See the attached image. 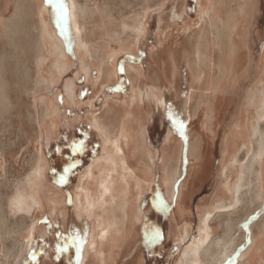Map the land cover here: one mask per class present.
Masks as SVG:
<instances>
[{
	"label": "bare ground",
	"instance_id": "obj_1",
	"mask_svg": "<svg viewBox=\"0 0 264 264\" xmlns=\"http://www.w3.org/2000/svg\"><path fill=\"white\" fill-rule=\"evenodd\" d=\"M148 1H142V12L139 11L141 14L133 15L128 20L117 23L111 10L114 0H96L94 2L91 0L82 2L64 0L69 14L67 38L70 40L74 54L78 57L80 73L83 74L86 81H89L90 70L94 65L97 66L99 82H102L103 85L116 80L114 60L116 52L109 57H100L103 45L113 44L114 47H117V52L120 53H134L137 48L136 42L147 32L145 21L149 14L147 11ZM247 1L251 2L252 0H205L204 3L196 0L195 20L196 23L203 24V26L191 31L190 36L195 40L193 51L187 50L186 55L185 51L182 53L187 60L176 61L179 55L178 51L182 46V43L179 46V37L173 43L175 44L173 49L169 48L170 45L166 48L170 49V52L169 49L166 52L169 53L168 55L161 57L159 62L157 60L148 62L149 70L155 73L151 75L159 76L158 84L151 82L154 78L148 74L150 71L147 76H143L142 71L137 67H129L127 69L131 86L129 97H107L106 100L104 99L103 104L105 105L101 114L89 121L102 141L100 151L102 154L94 165V169L106 171L107 175L104 180H101L98 174L87 172L84 184L79 191L77 190L78 192H74L76 213L79 216L82 214L86 219L94 217L95 223L92 226L86 221L88 228L85 230L86 223L84 221L75 222L77 229L74 228L76 233H79L83 238V242L87 238L90 239L87 244L88 249L79 256L78 264H86L88 253H92V264H114L116 261L115 249L121 244L135 239V235L128 232L130 223L136 224L140 221V214L135 205L138 201V192L133 189H142L152 183L150 161L153 159V153L146 146L142 125L149 119L150 112L155 107L161 106V109L164 107L162 104L164 89L168 94L175 96L173 110L175 117L179 121L188 120L190 122L187 126L185 125L186 136L193 140L187 142L188 155L186 157L188 160L194 158L197 163L193 166L189 165L183 171L181 168L182 145L176 141L174 145L163 146L160 161V177L163 185L161 197L170 205L169 207L174 209L175 213L177 210L180 216L187 211L180 203L183 191L189 194L190 190L196 189L194 188L196 183L210 169V162L206 161L207 156H205V141L206 138L213 135L214 126L224 112L223 106L227 99L225 92L227 86L224 84L227 79L238 78L245 65L244 52L239 49L243 43L236 40L238 39L236 37L240 35L238 31L241 22L239 21L243 16L244 7L245 17L242 22L245 20L246 26L250 20V16L246 15ZM34 2L39 18L38 55L34 62L40 76L36 85L41 88H49L55 83L56 78H59V75L68 70L70 58L65 52V40L53 24L55 15L51 6L43 7V0H34ZM171 3L170 14L161 15L157 21L159 31L156 33L158 41L161 43L168 41L165 37L171 33L168 29L171 27L182 29L189 23L190 16L186 11V0H171ZM187 26L189 25H186V28ZM192 27L194 26L192 25ZM177 41L178 44H176ZM168 43L171 44V41ZM43 48L45 52H43ZM104 52L105 50H103ZM262 52L263 65L264 48ZM156 57L153 54V59ZM262 69L261 77L263 79L260 78L258 88L254 87L247 97L248 106L254 107V123L256 124L250 126L247 137L254 142L255 147L253 151H249V147L245 143L246 111L244 101L239 113L241 116L236 118L234 124L232 121V136L227 139L225 135L220 147V173L224 175L227 170L234 172L236 183L226 185V192L224 191L215 198L210 210L202 217L199 237L186 246L181 254L185 264H226L235 249L232 250L225 246L222 252L216 255L211 251V246L207 241L210 237L208 224L212 214L230 216L245 195H248L249 201L255 202L258 207L262 203L263 194L260 190L264 182V132H261L257 125L259 122H264V68ZM182 74H186L185 81L180 79ZM147 80L151 85L149 89H144L145 93L144 90L137 89L141 85L144 86ZM102 84L99 85L100 90ZM181 84H183V88L180 87ZM94 85L93 88L96 90V83ZM163 86L166 88H162ZM64 96L65 101L72 105L75 96L73 82L66 83ZM40 105V122L44 127L43 140L49 142L56 135L55 122L59 115V105L46 96L42 97ZM192 121L197 125L200 124L201 128L195 133V136L193 134L195 126L191 124ZM168 128L172 132L176 127L171 124ZM127 149H130L133 159L138 161L136 169L139 172L138 175L126 167L123 152ZM240 153L247 155L243 163L238 159ZM43 155L41 148L35 150L27 175L16 181L11 195L6 198L5 211L11 219L29 218L35 210L42 209L45 205L49 206L48 209L52 215L63 211V197L55 194V190L45 180L47 161ZM116 167L123 172H121L122 175L115 171ZM183 175L185 178L176 191L179 179ZM245 176H250V179L253 178L251 181L254 182L253 187H249L246 193L245 185H242V182H245ZM190 185H192L191 188H189ZM227 193L229 197L226 200ZM94 196L96 197L94 198ZM248 215L245 216V220ZM257 223V233H253L252 230L251 244L241 254L236 264H264V251L254 252L257 244L264 245V216ZM30 225L26 231L25 241L22 243V250L18 252L14 264H21V259L25 257L31 246L32 231L35 229L36 223L32 222ZM183 240L184 237H181L180 241Z\"/></svg>",
	"mask_w": 264,
	"mask_h": 264
},
{
	"label": "rangeland",
	"instance_id": "obj_2",
	"mask_svg": "<svg viewBox=\"0 0 264 264\" xmlns=\"http://www.w3.org/2000/svg\"><path fill=\"white\" fill-rule=\"evenodd\" d=\"M20 1L21 2L17 8L15 7V0H0V17L4 16L5 19L9 21L8 23L12 28L10 31V37L8 39L5 38L3 39V42H0V87L2 86L1 90L3 93V96L1 97L5 99L4 103L0 102V155H5V162H1L0 167L3 165L9 166L6 175L0 173V181L3 178H7L0 182V263L14 264L18 252L22 250V243L27 236L26 231L28 227L31 226L30 223L33 222L36 223V226L32 231L33 236L31 239V246L28 250L29 253L27 252L25 257L21 259V264H78L79 256L84 250L88 249L87 244L90 239L87 238L86 241L82 243L79 253L75 246L70 247L66 252L58 253L57 245L61 243L58 233L70 235L72 232H76L78 221L82 220L86 223L84 225L85 230L88 228L86 221L91 223L92 226L95 224L94 217L92 218L91 216L90 219H86L82 214L79 216L76 213L74 202V192L77 190L79 191L82 184H84V181L87 179V172L91 171L93 174H98L101 177V180H104L107 175L106 171H96V169H94V165L102 154L100 153L102 141L98 136V132L90 125L89 121L93 120V117L101 114L105 105L103 103L107 97H129L131 93V86L127 76V69L129 67H137L142 70L143 76H147V73L150 71V65L148 62L151 61L149 53L158 52L159 55L166 54L170 48L166 49L169 43H164L166 47L163 49L160 47L161 42H158V34L156 33L159 31L157 21L161 15L165 16L168 13L170 14L172 7L167 0H149L147 6L149 14L146 16L145 21L148 31L140 38L139 49L136 54L117 52V47H114L113 44L106 43L103 45L100 57H109L115 52L117 55L119 54V60L115 61L116 80L103 85L102 82H99L97 66L94 65L90 70L89 81L83 79L87 85V90L82 88L85 87V84H81L78 79H76L77 73H80V66L79 60L73 52V47L70 46L67 35L58 28L65 38V52L72 59V62L70 60V64L68 65L69 71L59 75L58 81L55 83V89L52 93L42 94L47 98H55L59 105V115L56 121L57 123L55 122V128L57 130L56 135L52 140L45 143L44 140L39 139L41 135L42 137L44 136V127H37L40 117L37 113H34L35 110L32 108L33 100L31 99V96H33L31 92H33L34 84L32 76L34 75L33 71L36 76V71L32 67V61L38 51V38L36 39V26L38 23L36 25V16L34 13L35 8L33 6L34 4H32V0ZM43 1V6L48 7L49 4H47L45 0ZM79 1L82 2L83 0ZM94 1L96 0H91V2ZM142 1L114 0L111 10L116 22L120 23L123 20H128L133 15L141 14ZM200 1L201 3L205 2V0ZM195 2L196 0H188V14L190 13V17L188 21L189 23L187 24L190 27L193 25L194 27L192 28L194 29H198L200 28L199 26L202 28L203 24L199 25L196 23L195 13L193 12ZM247 6L246 15L250 16V20L248 21L247 27L245 26V20L242 22L245 17L244 7L243 16L239 21L241 22L239 26L244 28H240L238 31V33L240 31V33H243L244 38L246 37V40L244 39L245 45L243 44L239 47V49H242V52L246 54L245 65L243 72H241L238 78L227 79L224 84L227 86L226 89L229 93L234 86V97L227 110L226 121L231 114L236 111L237 107L240 106V103L243 104L244 101L247 100L250 91L254 87L258 88L260 78L263 79L261 75L262 68H264V62L262 65V51L264 48V0L249 1ZM2 27L3 23H0V32L2 31ZM171 28L168 29L171 33L165 36L167 37V40L171 42L173 40L176 41L180 36H183L185 33L184 31H187L188 29L186 27H183L182 29L180 27V29ZM1 38L2 37L0 36V41ZM42 50L45 52L44 48ZM103 50H105L104 53ZM145 53L147 56H144ZM159 55L157 56L158 59L156 58L157 62L160 58ZM148 74H150V77L154 78L151 82L158 84L159 76H156L157 78L153 77L155 73L151 71ZM184 78L186 79L185 75L180 77L182 81H185ZM70 80L74 81L75 87V96L72 105L67 103L64 99V87ZM232 81L234 83H232ZM94 83H96V90L93 88L95 87ZM147 83H145L147 87L141 85V87L137 86V89H149L151 83H149L148 80ZM100 84H102L101 90L99 88ZM181 86H183V84H181ZM229 99L230 96L228 94L227 102L224 105V112H222L223 114L219 118L214 130L215 132L218 125L221 124L223 120ZM157 107L161 108V106ZM155 108L152 110V118L145 123L148 133L152 138L151 146L156 151L154 155V151L149 148L154 157L152 159L151 188L150 186H144L142 189H133V191L138 192V194L136 193L138 195V201L135 203L137 211L139 212L138 204L140 205L141 201L143 204V213L141 214L138 223L129 224L128 232L129 234H134L135 239L130 240V242L127 241L115 249L114 254L116 261L114 264H185L182 261L181 254L186 246L199 237L202 217L210 210L215 198L221 193H224V191L226 192V185H234L236 183V174L234 172L229 171L222 175L220 173L221 167L218 172V166L215 163L214 171L209 179L204 182L209 176L210 171L200 179L198 187L202 182L204 183L199 190L190 197L188 206L184 204V202H186L185 196L189 197L190 195H185L186 191H183L180 203H182L183 208L187 209L185 213H182L180 216L177 210L175 213L174 209L169 207L171 210L170 215V212L167 209L164 210L157 199L160 186L163 187L160 177L161 151L160 155L158 154V149L160 148H158V146H161L162 141L157 142L155 140V135L157 133L163 134L165 128L163 125L164 118L163 116H160V111ZM170 109H172V104ZM170 112L172 113V111ZM239 113L240 110L238 115H235V118H233L232 121H235L236 118L241 116ZM168 121H170V119ZM229 126L225 127L222 131V137ZM258 128L261 132H264V129H261L260 126H258ZM166 131L174 134L169 128H167ZM172 137L173 136L171 135V138ZM72 139H76L74 142H83L84 154L72 156ZM247 139L248 137L246 135L245 143L247 147H249V151H253L255 144L251 140L247 141ZM176 141L179 143L174 136L173 141L171 140L166 144L174 145ZM39 143L43 148V153L48 162V173L47 176L45 175V180L55 190V194L63 197V211L52 215L49 212V206L45 205L42 209L35 210L29 218L17 217L11 219L5 211L6 198L11 195L13 185H15L16 181L23 179L27 175L33 154L36 149H40ZM86 143L89 144V147ZM123 153L125 156L126 167L138 175L139 172L136 170L137 159H133L130 149L124 150ZM215 154L216 151L214 155ZM246 158L247 155H244V153L238 155V159L241 160L242 163ZM0 160L3 161L1 158ZM187 163H189L188 159ZM69 164H74V167H72L71 171L68 173L66 181L62 184L58 183L57 181L59 177L64 175V169ZM188 166L189 165L187 164L186 168ZM118 167H116L115 171L122 175L123 172ZM186 168H184L183 171H185ZM184 175L179 179L176 191L178 190L179 184L183 182L185 178ZM249 179L250 176H245V182H242V185H245V193L249 187H253L254 184V182L251 181L253 178ZM262 185L263 187L260 190L263 194L262 206H256L255 202L249 201L247 198L248 195H245L242 197V201L239 203L240 205L238 204L230 216L226 217L217 213L212 214L211 220L208 224L210 237L207 243H209L208 245L211 246L210 249L215 255L222 252L225 246L232 248V250L235 249L232 254L233 258L231 256L230 258L232 259H228V264H231V261L233 260L235 261V264L237 263L238 258L245 252V247L248 245V239L251 244L250 238L252 236V230L253 233H257L258 231L257 222L264 216V182ZM197 189H194L193 191H196ZM96 194L97 193L95 192V195ZM95 197L96 196H94V198ZM228 197L229 195L227 193L225 199L227 200ZM160 199H162L161 195ZM247 214L249 215L245 220ZM76 221L77 223H75ZM90 229L92 230V228ZM156 233H159L158 238L156 237ZM181 237H184L182 242L180 241ZM259 251H264V245L257 244L255 246L254 252ZM32 253L35 254V260L32 259ZM88 255L86 264H92V253H88Z\"/></svg>",
	"mask_w": 264,
	"mask_h": 264
},
{
	"label": "crops",
	"instance_id": "obj_3",
	"mask_svg": "<svg viewBox=\"0 0 264 264\" xmlns=\"http://www.w3.org/2000/svg\"><path fill=\"white\" fill-rule=\"evenodd\" d=\"M167 1H169V3L172 5V3H171V0H167ZM21 1L20 0H15V7H17L18 8V6H19V3H20ZM186 3H187V8H186V11H187V13L189 12V9H188V0H186ZM31 4V3H30ZM32 4H34L33 6H34V8H35V10H34V13H35V16H36V25H37V23H38V20H39V18H38V16H37V9H36V5H35V2H34V0H32ZM195 4H196V2H195ZM49 6V5H48ZM14 7V8H15ZM44 7V6H43ZM172 7V6H171ZM194 13H195V6H194V11H193ZM190 14V13H189ZM188 14V15H189ZM0 23L2 24L3 23V27H2V31L0 32V36L2 37L1 38V41L0 42H3V39H5V38H9L10 37V35H11V33H10V31H11V26L9 25V21L7 20V19H5V17L3 16V17H0ZM55 19V18H54ZM54 22H55V20H54ZM53 24H55L54 26L56 27V29L60 32V30L58 29V27L56 26V23H53ZM248 24V23H247ZM247 24H246V27H247ZM188 25V24H187ZM38 27H39V25H37ZM37 26H36V39L38 38V29H37ZM185 27H186V25H185ZM190 26H188L187 28H188V30L183 34V36H180L181 37V39H180V44H179V46H181V43H182V46H181V48L179 49V51H178V54L179 55H181V56H179L178 55V59L176 60V61H186L187 59L184 57L185 55H186V53H187V50L189 51V52H191V51H193L192 50V48H193V44H194V42H195V40H194V38L192 37V36H190L191 35V31L192 30H196V29H194V28H189ZM246 27H245V29H246ZM241 27H239V29H240ZM244 27H242V29H243ZM147 31H148V29H147ZM60 34H61V32H60ZM239 34L241 35V37L239 36V37H236V38H238V39H236V40H238V41H241L243 44H244V39L246 40V37L244 38V35H243V33H240L239 32ZM145 35V34H144ZM143 35V36H144ZM61 36L63 37V35L61 34ZM143 36H141V37H143ZM140 37V38H141ZM64 38V37H63ZM140 38H139V40L136 42V51L133 53V54H136V52H137V50L139 49V41H140ZM64 40H65V38H64ZM68 42H69V44H70V40L68 39ZM158 42H160V41H158ZM166 42H168V41H163V43H161L160 44V47H162V49H163V47L165 46V44L164 43H166ZM175 41L173 40V43H174ZM246 42V41H245ZM37 44H38V41H37ZM171 44H172V42H171ZM168 44V45H170V48L171 49H173V47L175 46V44ZM176 44H178V41H177V43ZM188 45V46H187ZM245 45V44H244ZM71 46V45H70ZM37 47H38V45H37ZM245 49V48H244ZM65 51H66V41H65ZM183 51H185V55H183L182 53H184ZM168 52V51H167ZM169 52H170V50H169ZM152 54V55H151ZM153 54L155 55V56H158L159 54H158V52L157 53H149V57H150V60H153V61H156L157 59L156 58H154L153 59ZM157 54V55H156ZM167 55L169 54V53H166ZM166 54H160L159 56H160V58H159V60H158V62L160 61V59H161V57H164V55H166ZM37 55H38V51H37V53H36V55H35V57H34V59H33V61H32V67H33V69L36 71V76H35V73H34V71H33V74L34 75H32L33 76V80H34V84H33V92H31V94L33 95V96H31V99L35 102H33V106H32V108H34V110H35V114L37 113L38 115H39V117H40V110H41V105H40V101H41V99H42V97L43 96H45V95H42L43 93L45 94V93H52V91L55 89L54 87H55V83L58 81V79L56 78V80H55V83L54 84H52L49 88H46V87H44V88H41V87H38L37 85H36V81H37V79L39 78V76H40V73H39V71L37 70V68L35 67V58L37 57ZM66 55H67V53H66ZM110 55V54H109ZM117 55V54H116ZM119 55V54H118ZM118 55H117V57L116 58H114V60L115 61H118L119 60V58H118ZM244 55L246 56V54L244 53ZM68 56V55H67ZM144 56H147V54L145 53L144 54ZM188 56H189V54H188ZM190 56H191V54H190ZM69 57V56H68ZM174 57H176V55H174ZM70 58V57H69ZM78 58V57H77ZM70 60H71V62H72V59L70 58ZM245 60V59H244ZM150 62H152V61H150ZM245 62V61H244ZM69 70H67L66 72H68ZM142 71V70H141ZM243 72V71H242ZM79 75V76H78ZM183 75V74H182ZM181 75V76H182ZM185 76H186V74H184ZM34 76H35V79H34ZM85 77L83 76V74L82 73H77V75H76V79H78V81L81 83V84H85V82H84V79ZM80 79H81V81H80ZM71 82H73V84H74V81L73 80H70ZM232 83H234L233 81H232ZM148 84V83H147ZM145 85V84H144ZM151 85V84H150ZM34 86H35V88H34ZM144 87V86H143ZM145 87H147L146 85H145ZM180 87L181 88H183V86H181L180 85ZM83 89H88L87 88V85L85 84V87H82ZM162 88H166V87H162ZM2 86L0 87V102L1 103H4L5 102V100H4V98L3 97H1V96H3V93H2ZM145 89V88H144ZM168 89V88H167ZM36 90V91H35ZM103 90H104V87H103ZM143 91V90H142ZM164 93H163V97H162V104H163V106H164V108L163 109H161L160 107H156L155 109H158V111H160V116H163V125H164V128H165V132L162 134V133H157L156 135H155V140L157 141V142H159V141H162V144H161V146H158V154L160 155V151H161V148H162V146H165V144L167 143V142H170L171 140L173 141V138H174V136L176 137V139L179 141V143L182 145V150H181V168L182 169H184V168H186V166H187V164L188 165H195L197 162H196V160L194 159V158H190L189 159V163H187V157H186V155H188V147H187V142L188 141H191V140H193L192 138H187V136H186V126H187V124L188 123H190L188 120H185L183 123H184V128H183V130H178L177 129V127L174 129V134L173 133H169L168 131H166L167 130V128H168V126H170L171 124L173 125V122L170 120V121H168L169 120V118H168V116H169V113H171L170 111H172V113L171 114H173L174 116H175V114H174V97L175 96H173V94H168V92L166 91V89H164ZM146 91L144 90V93H145ZM226 93H227V99H228V94H229V96H230V99H229V102H228V104H227V106H226V109H225V113H224V117H223V120H222V122H221V124H219L218 125V127H217V129H216V132L214 131L215 130V127H216V125L214 126V130H213V135H211V136H209L208 138H206V141H205V143H206V145H205V149L204 150H206L205 151V156H207V159H206V161L207 162H210V165H211V168H210V174H209V176L206 178V180L204 181V182H206L208 179H209V177L211 176V174H212V172L214 171V165H215V163L217 164V166H218V172H219V168L221 167V151H220V142L222 141V139L225 137V135H226V138L227 139H229L231 136H232V126H233V124H234V121H233V124L231 123L232 122V120H233V118H234V116L235 115H238V112H239V110L241 109V103H240V106H238L237 107V109H236V111L234 112V113H232L231 114V116L229 117V119L226 121V118H227V110H228V108H229V106L231 105V103H232V101H233V97H234V86H233V88L231 89V92L229 93V91L226 89V91H225ZM173 96V97H172ZM245 96V95H244ZM248 97V96H247ZM50 98V97H49ZM168 98H169V100H168ZM244 98V97H243ZM243 98H242V100H243ZM3 101H2V100ZM51 99H53L55 102H56V99L55 98H51ZM227 99H226V102H227ZM36 100V101H35ZM171 100H172V102H171ZM226 102H225V104H226ZM242 102V101H241ZM248 101L246 100L245 101V136L246 135H248V132H249V129H250V126L251 125H254L255 123H254V120H255V111H254V107H249L248 106V103H247ZM57 103V102H56ZM171 104H172V109H170V106H171ZM224 104V105H225ZM31 105H32V102H31ZM166 105V106H165ZM223 108H225L224 106H223ZM254 112V113H253ZM153 113V111L150 113V117H149V119H151L152 117H151V114ZM222 115V114H221ZM250 116V117H249ZM148 119V120H149ZM148 120H146L145 122H144V124L142 125L143 126V130H144V134H145V141H146V146H148L152 151H154V155H155V150L152 148V146H151V143H152V138H151V136L149 135V133H148V129H147V127L145 126V123L148 121ZM225 120V121H224ZM38 121V120H37ZM188 121V122H187ZM57 123V122H56ZM168 123V124H167ZM231 123V124H230ZM191 124H194V132H193V134H194V136H195V133H197L201 128H200V124L199 125H197V124H195V122L194 121H192V123ZM229 124H230V126H229ZM256 125V124H255ZM258 126H260V128L261 129H264V122H259L258 124H257ZM229 126V128H227V131L225 132V134L223 135V137L221 136L222 135V131L224 130V128L225 127H228ZM37 127H42V124H41V122H40V119H39V122H38V124H37ZM91 127V126H90ZM228 129H229V131H228ZM229 132V133H228ZM227 133V134H226ZM171 135L173 136L172 138H171ZM183 135V136H182ZM99 138H100V136H99ZM39 139H41V140H43L44 138L42 137V135L39 137ZM101 139V138H100ZM45 141V140H44ZM72 141L73 142H71L72 143V145H73V143H74V141H76V139L74 140V139H72ZM247 141H250L249 140V138L247 139ZM46 143V142H45ZM86 145L89 147V144H87L86 143ZM184 147V148H183ZM40 148H41V150H42V153H43V148H42V146L40 145ZM184 149V150H183ZM150 150V151H151ZM183 151V152H182ZM215 151H216V154L214 155V153H215ZM44 154V153H43ZM79 154H84L83 153V151L82 152H78V153H73L72 154V156H79ZM44 156V158H45V155H43ZM215 156H217V157H215ZM0 158L1 159H3V161H1L0 160V163L1 162H5V155H0ZM154 158V157H153ZM46 159V158H45ZM47 161V160H46ZM191 161V162H190ZM193 162V163H192ZM150 164H151V166L153 165V160L152 161H150ZM183 165V166H182ZM153 167V166H152ZM8 169H9V166L8 165H3V166H1L0 167V173H4L5 175H6V173L8 172ZM46 176H47V173H48V162H47V168H46ZM227 171H229V170H227ZM227 171L225 172V173H227ZM232 172V171H231ZM90 173H91V171H90ZM228 175V174H227ZM3 179H7V178H3ZM2 179V180H3ZM1 180V181H2ZM0 181V182H1ZM204 182H202L201 184H200V186L198 187V183H197V185L196 186H194V188H196L197 189V187H198V189L196 190V191H193L192 192V190H190V192L191 193H185V195H190L189 197H187V196H185V201L186 202H184V204L185 205H189V201H190V197H192L198 190H199V188L203 185V183ZM160 186V185H159ZM191 186L192 185H190V187L189 188H191ZM150 188H151V186H150ZM188 188V189H189ZM162 187L160 186V191H159V193H158V195H157V199H158V201H159V203L161 204V206L163 207V209L165 210V209H167L169 212H170V215H171V210L169 209V206L170 205H168L167 203H166V201H163L162 199H160V195H161V193H162ZM147 192V191H146ZM262 203H263V201H262ZM261 206H262V204H261ZM143 204L141 203V201H140V205L138 204V210H139V213H140V216H141V214L143 213ZM247 243H248V245L245 247V250H246V248L249 246V244H250V240L248 239V241H247ZM232 256V255H231ZM232 258H233V256H232ZM232 258H230V259H232Z\"/></svg>",
	"mask_w": 264,
	"mask_h": 264
},
{
	"label": "snow or ice",
	"instance_id": "obj_4",
	"mask_svg": "<svg viewBox=\"0 0 264 264\" xmlns=\"http://www.w3.org/2000/svg\"><path fill=\"white\" fill-rule=\"evenodd\" d=\"M47 4H49L53 10L55 15V23L61 31L67 35L69 28V19H68V10L64 3V0H45ZM168 118L173 122V125L177 127L178 130H183L184 124L182 121H179L173 114H169ZM84 148V144L82 141L74 142L71 146V151L73 153L82 152ZM74 167V164H69L64 169V175L60 176L58 179V183H64L66 181L68 173L71 171V168ZM58 237L61 241L60 244L57 245V252H66L72 246H75L77 252L79 253L81 250V245L83 243V238L80 236L79 233L72 232L70 235H63L58 233ZM156 237H159V233H156ZM32 259L35 260V254H31ZM228 264V262H226ZM231 264H235V261H231Z\"/></svg>",
	"mask_w": 264,
	"mask_h": 264
}]
</instances>
